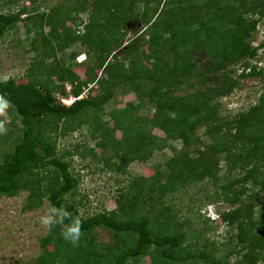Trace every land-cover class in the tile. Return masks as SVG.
<instances>
[{
    "label": "trees",
    "instance_id": "16d2710c",
    "mask_svg": "<svg viewBox=\"0 0 264 264\" xmlns=\"http://www.w3.org/2000/svg\"><path fill=\"white\" fill-rule=\"evenodd\" d=\"M139 4L140 13L135 10ZM153 4L158 10H151ZM87 8L80 0L68 19L76 22L73 14ZM25 13V7L17 14L0 11V42ZM60 13L56 9L33 14L38 21L29 33H43L45 25L51 30L28 82L0 80V97L8 102L4 109L21 123L19 134L7 137L10 151L0 158V194L14 196L24 190L26 209L47 200L52 209L68 216L41 240L43 251L34 264H144L146 257L151 261L145 264H231L228 259L235 254L233 264L264 263V92L233 115H221L217 105L241 89L244 79L264 74L259 65L264 41L254 46L250 40L264 21V0H99L90 23L78 33L67 20L59 21ZM137 19L148 25L128 42V23ZM59 24L63 34L57 31ZM77 40L87 46L90 65H45L57 50ZM204 56L212 63L202 67ZM57 90L60 97L71 91L75 101L63 104L54 94ZM116 90L134 94L137 103L128 101L112 110L111 126L102 112ZM147 103L155 109L151 116L139 114ZM201 125L211 139L205 146L195 139ZM83 127L102 151L77 145L69 157L91 155L117 172H125L135 160L147 162L169 141H181L183 147L176 150L171 145L174 154L162 170L131 182L129 191L118 197L116 209L82 217L75 197L79 178L71 162L59 155L58 139ZM155 128L165 137L156 135ZM222 162L228 172L223 199L233 208L219 213L207 207V220L216 214L217 222L235 230L236 241L223 256H216V243L214 248L190 249L177 216L169 209L154 216V208L185 184L210 180L217 185ZM143 209L149 213L142 216ZM77 220L81 235L73 245L61 232ZM99 228L110 232L113 241H98L94 231Z\"/></svg>",
    "mask_w": 264,
    "mask_h": 264
},
{
    "label": "rangeland",
    "instance_id": "374dc122",
    "mask_svg": "<svg viewBox=\"0 0 264 264\" xmlns=\"http://www.w3.org/2000/svg\"><path fill=\"white\" fill-rule=\"evenodd\" d=\"M98 1L85 0L88 8L78 12V14H73L77 20L75 22V20L68 19L67 13L70 12L71 8L78 7L80 0H38L36 2H33V0H0L1 12L17 14L23 7L28 12L20 17L17 27L10 31L0 42V80L15 79L20 83H27L31 66L42 58L44 38L49 35L51 27L45 25L43 33L36 30L29 33L27 29L33 28L35 22L38 21L33 14H47L52 10L61 9L62 13L59 15V21L67 20V25H72L74 32L78 33L83 31L84 25L90 23L93 5ZM80 5L84 6L83 3ZM156 7L157 4H153L151 10H158V7ZM135 10L138 13L143 12V6L139 4ZM28 14L34 17L28 19ZM148 22L143 23L140 19H137L136 22L128 23L129 33L126 36L128 42L133 43L142 30L146 28ZM37 29L39 30L38 27ZM62 29L61 24H59L57 28L59 34H63ZM250 40L254 46H258L264 41V21L261 22ZM259 53L262 60L259 65L264 69V51L260 50ZM83 54H86L83 63L90 65L91 57L88 55L87 46L77 40L63 50H57L56 58L47 59L45 65H53L57 61H61L66 66H75V63H79L77 57ZM118 55L121 59L122 51L118 50ZM93 59L92 64L96 63L95 58ZM108 59H111V55ZM211 63L212 59L204 56L199 65L203 67ZM80 71L79 73H81ZM213 79L214 77H210V81ZM52 80L56 85H61L57 77H53ZM196 81H198L197 77ZM241 84V89L236 90L229 97L218 100L217 105L221 115H233L239 109L247 108L255 103L259 95L264 92V74L263 76L244 79ZM66 87L67 91L71 89L69 83ZM69 93L70 95L67 96L69 99L74 97L71 91ZM54 94L57 100L62 95L58 90ZM128 101L137 103L134 94L125 96L121 90H116L114 97L103 108V120L109 121L112 126L113 122L110 121L109 113L115 108L124 107ZM154 111L153 105L147 103L139 111V114L151 116ZM20 128L19 117L10 114L6 109L0 110V158L6 151H10L11 144L10 140L7 141V137L12 135L16 137ZM153 132L160 137H165V134L158 128H155ZM120 136V132L117 131V137ZM195 139L204 146L211 143V139L207 136L206 128L203 125L196 130ZM96 144L97 140L92 138L88 127H83L58 139L59 155L71 162V171L79 178V189L75 197L78 202L76 205L79 214L82 217L116 209L118 207V197L125 191H129L127 188L131 182L136 181L138 178L150 177L158 170H162L166 161L174 154L173 147L176 150H181L183 147L181 141H169L162 149H155L147 162L143 163L135 160L127 167L125 172L110 170L106 168L104 161L95 160L91 155L82 158L74 154L72 158L69 157V152L77 145L85 146L89 150L96 149V152L100 153L102 149L97 147ZM188 150H192V148ZM106 155L110 154L106 153ZM220 167L219 179L215 181L217 185H214L213 181L210 180L197 184H185L178 187L172 194H168L163 202L156 204L154 208V216L163 213L166 209L177 216L176 220L186 234V243L190 249L214 248L213 243H216V256H223L227 249L231 247L230 245L236 241L235 237L232 236L235 230L226 223L220 224L217 222L215 220L217 218L216 214L210 216L215 221L212 219L211 221L207 220L209 218L207 207H211L213 211L216 210L219 213L233 208L232 204L223 199L222 185H225L228 180V172L224 162L221 163ZM218 194H220L219 198L217 197ZM27 197L28 192L24 190L14 196L0 194V264H34L43 251L41 240L50 233L51 229L50 226H46L42 222V218L51 216L53 221L56 219V211L50 207L47 200H44L42 205L35 209H26ZM141 211L142 216L149 213L146 209ZM94 234L97 240L103 243L113 241L111 233L107 230L99 228L94 231ZM237 259L238 255L235 254L229 257L228 261L233 264ZM150 261V258L146 257L143 263H150ZM259 263L264 264L262 261Z\"/></svg>",
    "mask_w": 264,
    "mask_h": 264
},
{
    "label": "clouds",
    "instance_id": "9594fccd",
    "mask_svg": "<svg viewBox=\"0 0 264 264\" xmlns=\"http://www.w3.org/2000/svg\"><path fill=\"white\" fill-rule=\"evenodd\" d=\"M80 57H83V58H80ZM85 59H86V54H83V55L77 57L78 62H83ZM66 98H68V97H66ZM73 98H75V97H73ZM7 106H8L7 100H5L3 97H0V110H3ZM55 215L57 217L56 221H53L51 216H48V217L42 218V222L46 226L52 227V226H55V224H62L65 219H68V216L66 213L56 212ZM61 234L65 240L69 241L73 245H76L78 243L80 235H81L80 222L77 220V221H75V223L72 226L64 227Z\"/></svg>",
    "mask_w": 264,
    "mask_h": 264
},
{
    "label": "built area",
    "instance_id": "2783aa9c",
    "mask_svg": "<svg viewBox=\"0 0 264 264\" xmlns=\"http://www.w3.org/2000/svg\"><path fill=\"white\" fill-rule=\"evenodd\" d=\"M61 100V102L65 105H70L76 98H66V97H60L59 98Z\"/></svg>",
    "mask_w": 264,
    "mask_h": 264
}]
</instances>
